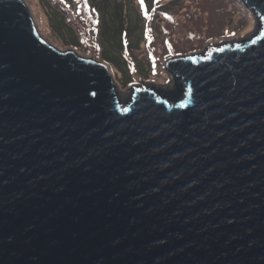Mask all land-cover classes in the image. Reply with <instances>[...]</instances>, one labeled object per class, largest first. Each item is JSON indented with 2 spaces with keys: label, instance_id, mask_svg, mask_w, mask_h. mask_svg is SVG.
Here are the masks:
<instances>
[{
  "label": "water",
  "instance_id": "water-1",
  "mask_svg": "<svg viewBox=\"0 0 264 264\" xmlns=\"http://www.w3.org/2000/svg\"><path fill=\"white\" fill-rule=\"evenodd\" d=\"M242 1L255 40L167 61L186 97L123 108L0 0V264H264V0Z\"/></svg>",
  "mask_w": 264,
  "mask_h": 264
},
{
  "label": "rangeland",
  "instance_id": "rangeland-1",
  "mask_svg": "<svg viewBox=\"0 0 264 264\" xmlns=\"http://www.w3.org/2000/svg\"><path fill=\"white\" fill-rule=\"evenodd\" d=\"M23 1L30 9L42 33L40 34L46 41L62 52L74 51L82 58L104 62L112 74L118 97L124 98L120 99L123 108L131 104L132 93H134L132 88L135 86L145 85L144 88L153 91L164 100H171L178 95L179 86L175 83L177 77L176 79L173 76L170 77L165 69L161 71L160 66L154 67V64L150 62L151 54H148L146 46L148 40L145 38L146 26L139 21L137 8L126 19L124 15L122 17L118 13L117 3L125 0H109L104 4L96 0L97 7L100 6L104 17L103 26L98 33L97 55L89 54L85 50L80 41L81 37L71 33L73 29L61 23L62 19L58 14L50 16L43 0ZM194 1L192 12L197 15H212L215 19H219L223 26L233 27L241 23V31L236 32L235 37L205 47L201 52L196 53L198 56L207 57L212 51L211 48L220 50L222 46H244L255 40L263 31L262 22L254 14L251 19L246 16L247 20H243L240 16H235L233 22L231 21V16L226 10L229 7L235 9L237 0H233L232 3L229 0H190L189 4ZM240 13L242 17L245 16L243 10ZM142 25L145 26L143 30ZM178 79L181 81L180 78Z\"/></svg>",
  "mask_w": 264,
  "mask_h": 264
},
{
  "label": "trees",
  "instance_id": "trees-1",
  "mask_svg": "<svg viewBox=\"0 0 264 264\" xmlns=\"http://www.w3.org/2000/svg\"><path fill=\"white\" fill-rule=\"evenodd\" d=\"M98 1L104 4L109 0ZM189 1L125 0L117 3L118 13L122 17L124 15L125 19L137 8L139 21L146 26L145 38L148 40V54H151L150 62L154 67L160 66L161 71L164 70L163 64L167 60L199 53L213 43L235 37L236 32L241 31V23L233 27L223 26L212 15L193 13L195 1L191 4ZM229 1L232 3L233 0ZM43 3L50 16L58 14L62 19L61 23L73 29L71 33L81 37L80 41L89 54H98V33L103 26L104 17L96 0H43ZM242 10L245 12L244 17L240 13ZM226 11L232 22L235 16L247 20L246 16L251 19L253 15L242 0H237L235 9L229 7ZM144 25L142 30L145 29ZM176 80L175 83L179 86L178 95L172 97L171 102L165 100L169 105L180 102L188 93L186 85L178 78Z\"/></svg>",
  "mask_w": 264,
  "mask_h": 264
},
{
  "label": "bare ground",
  "instance_id": "bare-ground-1",
  "mask_svg": "<svg viewBox=\"0 0 264 264\" xmlns=\"http://www.w3.org/2000/svg\"><path fill=\"white\" fill-rule=\"evenodd\" d=\"M122 98H123V97H121V98H119V99H121V100H122ZM123 99H124V98H123ZM121 100H120V101H121Z\"/></svg>",
  "mask_w": 264,
  "mask_h": 264
},
{
  "label": "snow or ice",
  "instance_id": "snow-or-ice-1",
  "mask_svg": "<svg viewBox=\"0 0 264 264\" xmlns=\"http://www.w3.org/2000/svg\"><path fill=\"white\" fill-rule=\"evenodd\" d=\"M61 2H63V0H61ZM141 2H142V0H141Z\"/></svg>",
  "mask_w": 264,
  "mask_h": 264
}]
</instances>
